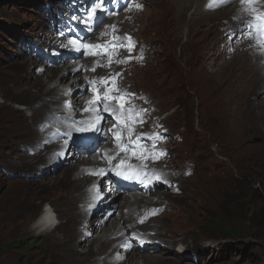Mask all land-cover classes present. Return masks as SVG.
Returning <instances> with one entry per match:
<instances>
[{
	"label": "rangeland",
	"instance_id": "374dc122",
	"mask_svg": "<svg viewBox=\"0 0 264 264\" xmlns=\"http://www.w3.org/2000/svg\"><path fill=\"white\" fill-rule=\"evenodd\" d=\"M89 2L92 0H0V264H105L104 260L115 254L127 256L121 264H143L144 256H150L146 260L148 264H264V86H259L262 89L259 95L250 96L252 100L256 98L259 101H251V108L246 110L247 105L236 102L212 101L204 87L213 73L202 75L204 63L212 56L211 51H219V47L221 50L229 45L227 53H231L232 42H243L253 54L248 39L237 29L241 24V34L245 33V26L249 24L237 21L240 14L236 6L240 2L224 0L222 6H217L213 0H133L131 4L130 0L125 4V0H113L108 10L105 3L106 14L109 10L117 11L115 7L121 8L118 13L107 14L102 27L97 26L94 30L95 37L99 38H92L93 33L89 37L92 36L95 42L117 34L115 41L122 40L123 43L113 51L115 66L106 60L108 67L101 69V63L92 59L84 67L91 74L78 79L67 72V67L75 59L67 57L70 60L67 62L62 57L57 62L60 67L55 79L58 81L28 85L36 74L46 81L48 73L45 68L49 59L36 55L38 42L49 43L53 52L56 51L54 56L60 55L68 45L71 47L69 40L79 39V35L73 37L69 28L70 17L85 19ZM168 2L172 3V8L167 6ZM261 3L256 0L255 6L260 7ZM75 4L77 9L69 16H61ZM128 4L130 8L126 10ZM184 7L185 11L180 15ZM220 8L223 9L216 15L205 16ZM60 29H65L67 34ZM128 37L133 42L131 51L126 44ZM82 41L86 43L88 40L85 37ZM223 56L219 55L217 60L225 62ZM77 60L84 59L78 57ZM120 60L126 62L117 63ZM130 61H135L134 66L127 65ZM207 65L210 66L209 63ZM263 66L264 60L256 74L257 85L262 84L259 73ZM111 76L120 81V92L128 91L124 108L134 109L133 113H126L132 126L128 135L123 136L127 137L126 142L133 141L137 151V141L144 134L152 148L148 162L154 165L152 167L162 168L160 174L152 167L150 171L158 177L168 172L172 176L183 174L184 179L180 182L165 179L168 181L166 184L145 194L159 192L155 205L148 209L152 210L142 219L139 218L142 215L140 208L134 212L132 224L124 232L129 236L127 239L108 249L101 247L100 242L95 243L93 253H77L82 243H93L96 235L101 233L94 229L78 231L75 228L78 223L85 227L84 219L91 210L84 208L92 207L86 200L90 198L92 187H88V181L93 179V172L78 175L70 171L76 166H70L71 162L86 158V149L79 150L69 142L75 147L69 152L67 141L65 146V142L57 143L59 148L54 149L51 156L42 148L57 142L48 141L56 134H52L53 130L62 128L70 131L65 124L68 119L72 127L80 126V121L72 120L75 115L84 121L93 119L84 111L89 104L82 103L79 110L74 106L79 104V97H90L91 92L85 88L89 79ZM56 84L75 89L66 95L61 91V99L38 101L35 98L33 105L44 108L35 119L30 111L12 98L32 96L40 88ZM170 97L172 101H169ZM66 103L71 109L66 108ZM221 103L235 109L234 124L224 120L219 111ZM102 106L103 103L99 108ZM80 110L83 113H78ZM57 113L62 120L54 118ZM49 114L56 122L52 118L47 119ZM103 118L101 122L105 127L113 121L108 114ZM47 121L45 128L43 123ZM105 129L96 133L103 139H98L100 143L105 141L101 150L106 145L121 149L107 139L109 135L105 134ZM104 135L105 138L102 137ZM94 144L97 153L100 150L97 149L98 142ZM63 147L67 149L63 153L65 157H57L62 155ZM112 156L106 157V160L111 158L110 164L117 158V164L125 159L117 153ZM59 162L62 163L54 174L46 173L44 176L46 169ZM149 163L141 162L140 165L143 168ZM84 178H89L84 194L74 204L77 189ZM125 195L131 197L123 194L117 200L109 198L107 205L101 208L106 213L104 226H108L113 217L120 226L124 225L119 218L121 211H125ZM45 201L56 210L57 223L59 220V226L63 227L50 235L30 232L44 210ZM80 212H85V215H78ZM222 222L229 224V231L238 237L229 233L225 235L223 230L227 229ZM134 224L149 229L147 232L153 233L152 236L177 239L171 253H162L168 250L165 245L157 250H142L136 258L132 256L133 246L142 243L134 235L138 234L132 230ZM68 227H71V244H66L63 239ZM85 234H91L89 241L83 240ZM121 236L119 234L117 239ZM181 240L187 241L188 245L184 253L178 251L181 248L178 241Z\"/></svg>",
	"mask_w": 264,
	"mask_h": 264
},
{
	"label": "bare ground",
	"instance_id": "6f19581e",
	"mask_svg": "<svg viewBox=\"0 0 264 264\" xmlns=\"http://www.w3.org/2000/svg\"><path fill=\"white\" fill-rule=\"evenodd\" d=\"M132 1L133 0H130L129 3L131 4ZM237 1L240 2L239 3L240 5L236 6V9L238 10V13L240 14V16H238V18H237V21H240V22L244 21L243 23L249 22L250 24H252L253 25V30H252V34L251 35L253 37L250 38V37H248V35H245L243 33L241 34V32L243 30V27L241 26V24H240V27L238 26L239 28H237V29L240 30V33H239L240 35H245L246 36V38L248 39V45L250 47H253L252 49H253L254 52H253V54H251L250 48L243 42H240V43L232 42L231 43V46H232L231 53L230 52L227 53V48L229 47V45L227 47H224L221 50H220V47H219V49H218L219 51H216V50L211 51L212 56L207 58L206 62L204 61L205 62L204 63L205 67L203 66L202 75H206V74L209 75V74L213 73V75L210 76L206 86L204 87L205 90L209 91V94L211 96L212 101H222L224 99V101L226 100V101H229V102H236V103L241 104V105H247L246 106V110H247V109L251 108V105L253 104V102H251V101H259L256 98H254V100H252L250 98V96L252 94L253 95H259L262 92L261 91L262 89H260L259 86H262V87L264 86L263 85L264 84V69H263L264 66L262 67V69H261V71L259 73V79L261 80L262 84L258 83V85H257V80H256L257 71L259 70V66L261 65V61L264 60V46H262L261 43H260L262 38L259 36L258 32L256 31L257 21H255L253 19V12L250 10V7H251V8H254L257 13H264V0H257L259 3L262 2L260 7H256L255 6V1L256 0H254V3L251 6L241 2L242 0H237ZM60 2H61V0H60ZM167 6L169 8H172V3L168 2ZM199 6H200V4H199ZM51 9L53 10L54 7H51ZM222 9L223 8H220L219 10H216L214 12L207 13V14H205V16L216 15ZM184 11H185V7L181 9L180 15H183ZM61 12H62V10L59 13L61 14ZM105 17H107V14L104 11V14H103L102 18H105ZM81 24H84V23L82 22ZM86 29H88V28L87 27H84V29L79 28V24L76 27H74V30L79 35V39H78L79 41H82V39L85 38V37L89 38L90 35H88L86 33ZM223 30H225V29H223ZM93 32H94V29H93ZM115 33H118V32L115 31ZM223 33H225V32H223ZM116 35L117 34H115V36L113 35V37H111L110 39H108V38L104 39L103 42L106 43V44H109L110 42L112 43L113 41L116 40V38H117ZM128 38H130V37H128ZM219 38H221V37L219 36ZM121 42L123 43L122 40H121ZM121 42L117 43V41H115V43L117 45H121ZM45 43L49 44L47 42H45ZM130 43H131V45L133 44V42L131 41V38H130V41H129V39L126 40L127 46ZM118 47L119 46H115V49L113 51L117 50ZM68 48H70V49H68L65 52L63 50H65L66 48L65 49L63 48L61 50L59 58L61 59L62 57H64L63 60H65L67 62L70 61L69 59H66V57H65L67 54H69L70 56L76 58L67 67V72H71L73 74V76H76L78 79H80L82 77H86L87 75L91 74V73L87 72L84 69V67H85V65L87 63H90L92 59H95L96 62H98V63L102 62V61H100V60H98L96 58H93V57H91L90 59H85L84 53H83L84 50L81 49V50L77 51V50L74 49L72 44H71V47H70V45H68ZM51 51H54V50L51 49ZM229 51H230V49H229ZM53 53H56V51L53 52ZM221 54H224L223 57L226 59L225 62H220V61L217 60V58ZM249 54H250V57H249ZM53 56H54V54H53ZM78 57H79V59L83 58L84 60L79 61V60H77ZM114 58H115V61L111 64V66L112 65L115 66L116 57H114ZM106 60H110V57L108 56V58H106L103 61H106ZM54 62H55V59L52 60V63H54ZM207 63H209L210 66H208ZM134 64H135V61H130L127 65L134 66ZM59 67H60V65L57 64V63H56V65L55 64H48V66L45 68L46 70H48L46 81L41 76H39V74H36L34 76L33 80L28 82V85H30V86H34V85H37V84L43 85V84H47V83H53L54 81H58V79H55V78H57V76H58ZM107 67H108V65H103L101 69H105ZM138 68H142V67L138 66ZM221 68H223V70H220ZM218 70H220V71H218ZM64 75H66V74H64ZM93 78H95V77H93ZM26 81H28V80H26ZM258 82H259V80H258ZM85 88L88 89V83L86 84ZM74 89H75V87H73V86H70V87L65 86V87L62 88L61 86L59 87V85L57 86V84H56L53 87H48L47 86L46 89H45V87L40 88V90H38V92L34 93L32 96H23L22 95V96H15V97L12 96V98L15 99V101H17L19 104L24 106V108L26 110L30 111L32 113L31 117L35 119V118L39 117V112L43 111V109H44L42 107L41 108L35 107L33 105L34 102H32V101H35V98H38V101H42V100H47L48 101L49 99L50 100H55L57 98L61 99V98H63V96L59 95V93L61 91H65L67 93V92L73 91ZM223 90H226L227 92L223 91ZM222 96H224V97H222ZM79 98H80V101H78L79 104L74 106L75 110L76 109L79 110L80 109V105L82 103L89 104L88 102L94 99L92 95H90V97L88 99L87 98L83 99L81 97H79ZM172 99L173 98L170 97L169 101H172ZM110 103L113 104L112 101H110ZM67 104L65 105L66 108L68 106ZM224 106H226V105L223 104V103L220 104V109H219L220 113L223 115L224 120L227 119L232 124H234L233 114L235 112V109H231V107L229 108V107H224ZM89 107H90V105H89ZM237 107H236V109H237ZM68 109H71V108L68 107ZM246 110L244 109V111H246ZM79 113H83V111L80 110ZM85 113L89 117H94L95 116V113H90V112H85ZM66 114H68L70 116H73V115H71V114H69L67 112H66ZM99 114L102 117H103V115H105V112L103 111V106L101 108H99ZM50 118H52L53 120H54V118H58L59 119L58 116L55 115V117L53 118L49 114L47 119H50ZM46 124H48V121L43 123L45 128L47 127ZM112 124H113V121L110 122V124L108 125V129H115L116 128ZM103 131L104 130L99 131L98 133H100V132L102 133ZM96 133H97V131H95V134ZM57 134L58 133L54 134V136L57 135ZM43 136L45 137L46 135H43ZM54 136L52 137L51 141H56ZM102 137L105 138L106 136L104 135ZM35 139H37V135H36ZM98 139H100V141L103 140L101 137H98ZM20 141L23 142L24 140L20 139ZM100 141L97 140L98 143H100ZM62 142L63 141L59 140L57 143L60 144ZM97 142H95V143H97ZM57 143L48 144L47 146H44L42 149H44L46 151H49L48 154L52 156L53 155V150L59 148ZM68 144H69V142H68ZM65 145H66V143H64V146ZM95 145L96 144H92L91 146H84L83 147V144H81L79 146V147H81L83 149H86V152L84 153L86 158L84 160L78 161L77 163L71 162L70 166L76 164V166L73 169H70L71 172L76 173L78 175H81L82 173H85V172L86 173H92V172L95 173V172H99V170L103 169L104 172L108 171L109 173L114 174L118 170L117 163L112 165V164L109 163V160H111V158L109 160H106V157H111L114 153L115 154L117 153V155L119 157L125 158L124 159L125 162L126 161H128L129 163H134L135 162L134 159H131V156L128 153H126L124 151L122 152L121 149H115L113 146L110 147V145H106L105 146L106 148H104L100 152L96 153L95 152L96 150L94 149ZM65 148L66 147H63L64 150H65ZM68 150H69V152H71V150H75V147L73 145L69 144ZM57 157L63 158V157H65V155L63 154V155L60 156L58 154ZM43 160L45 161V159H43ZM155 167H152L154 169V172L156 170L157 174H160L159 171L162 168H160L159 166L158 167L155 166ZM43 173H45L44 176H46V173L48 174V171H44ZM169 173L170 172L161 173V176H159V177H162L163 179H167V180L169 178L170 182H172V181L173 182H177V181L180 182L181 180L184 179L183 174L172 176L173 174L171 175ZM51 174H53V173H51ZM51 174H48V175H51ZM92 177L94 178L96 176H92ZM97 178H95L93 180V182ZM88 180H89V178L82 179V181L80 183V186L78 187L77 192H76L77 193V198L73 202L74 204L77 202L78 198H81L82 194H84V190L83 189L86 187ZM157 183H159V182L155 181L154 185H156ZM162 183L163 182L159 183L158 185H160ZM178 186H179V184H178ZM93 188H95V187H93ZM127 189L128 188L125 187V186L109 188L106 185V187H102V189H100V194L97 196V199L93 200V199L90 198L88 204L90 203L93 206L92 207L93 210H91L90 213H89V216L86 215L87 217L84 219V223H85L84 226L85 227L82 226V223H78V224H76L75 228L78 231L80 229H82V228L89 229V230L94 229L95 231H97V232L100 231L101 233L96 235V238H94L93 243H86L85 245L82 243L81 249L77 248V253L78 252H90V253H93L94 252L93 245L95 243L98 244L100 242L101 243V247H104V248L108 249V248L113 247L117 243H119L121 240L127 239L129 236H125L124 232L127 229H129L128 225L132 224L134 212L137 209L140 208V212L139 213L142 214L141 216H144L145 213L147 214V212L152 210V209H150V210H148V209L152 205H155V200H156V197L159 195V192H154V193H152L150 195H145L147 193H142V192H141L142 194H138L137 192H132V194L130 195L131 197H128L126 195L124 197V198H126L125 206H124L125 211H121V215L122 216L120 218H119V215L116 217V218H119L120 221L124 222V225L120 226L118 221L113 220L114 219V217H113V218H111L110 223L108 224V226H104V224L107 221V219L105 217H103V216H105L106 213H104V210H101V208L103 206L107 205L106 201L109 198L105 199V197L107 196L108 192H113V196H111V197H114L115 200H117L119 197H121V196L123 197V194H124V192ZM91 190H92V188H91ZM96 190L97 189H95V191ZM73 203H71L70 205L73 206ZM84 210H85V208H84ZM95 212H98V213H95ZM162 213H164V211ZM161 214H159V215H161ZM78 215L83 216V215H85V212H80V213H78ZM94 217H96V218H94ZM54 220H55V214L53 216H50V214L48 215L47 211L44 210L41 213V215L39 216V218L34 222L33 228L30 229V232H34V233L36 232V233H39V234H42V235L45 234V233L46 234H49V233L54 234L53 233L54 231H56L57 229L63 227L62 225L59 226L60 223L55 225V227H53ZM150 220H152V219H150ZM147 223H145V224H147ZM137 228H139L140 230L138 231ZM70 229H71V227H68L66 229V232L64 233L65 237L63 239H64L66 244H71V241H73L72 233L70 232ZM46 230H48V231H46ZM132 230L137 232L138 236L142 240V243L140 245H139V243H136L133 246V248H132V251H134V254L132 256H135V258L142 250H148L149 248H152V249L154 248L155 250H157L159 247L162 248V246H165V245L167 246L168 250H165L162 253H166V252L167 253H171L170 251H172V245L177 241V239L175 240V239H172L171 237L168 238L166 236L165 237L152 236L153 233L151 235L149 232H147L149 229H145L143 226H139V224L138 225L134 224ZM89 233L92 234V232H89ZM119 234H121L122 236L119 239H117ZM87 235H89V234H85L84 235L83 240H88L89 241L90 235L88 237H87ZM186 242H185V240L178 241V247H181V248H178L179 249L178 251H180L181 253L186 252V249L188 248V245L186 244ZM125 246H127V244ZM148 246H150V247H148ZM66 247H68V246H66ZM146 247H147V249H146ZM126 257L123 256L122 254H119V256H117L115 254V255L109 256L107 259L104 260V262H105V264H121V263H124L127 260ZM147 259H150V256H144L143 264H148V262H146Z\"/></svg>",
	"mask_w": 264,
	"mask_h": 264
},
{
	"label": "clouds",
	"instance_id": "9594fccd",
	"mask_svg": "<svg viewBox=\"0 0 264 264\" xmlns=\"http://www.w3.org/2000/svg\"><path fill=\"white\" fill-rule=\"evenodd\" d=\"M48 1H50V0H48ZM80 2L78 1V3H80ZM126 2L127 1H125L124 4ZM105 3H107L108 8L111 7V3H108L106 0H105ZM124 4H122L121 6H123ZM89 5H91L90 2L88 3L87 7ZM87 7H86V9H87ZM115 8L117 11H119L121 7L119 9H118V7H115ZM127 8H130L129 4H128V7H126L125 9L127 10ZM75 9H77L76 4L72 5L70 7V9L68 10V12L64 13L61 16L62 17L63 16H69L70 13L72 11H74ZM82 11H84V10H82ZM117 11H113V12H117ZM79 20H80V22H79ZM70 21H71V23L69 25V28L73 31L72 35L74 37V35L77 34V32L74 30V27H76L79 24V28L84 29V28H82V26H84L85 24H81L83 21L81 19H74V18L70 17ZM103 21H105V18H103ZM63 26L67 27L65 24ZM100 27H102V24L100 25ZM60 30H61V32H64L67 34V31L65 29H60ZM86 33L88 35H91L93 33L92 34L93 37L91 36L92 38H99V36L95 37L96 34H95V32H93V29H91V30L86 29ZM91 37H89L90 39L86 38L89 41V42L87 41L86 43L90 44V45H97L99 47L91 49V50L83 49L85 59H86V57L96 58V59L102 61L101 64L99 65L102 67L103 65H107V62L103 61V60L108 58V56H109L111 63L109 62L108 64L111 65L115 61L114 52H113V50L115 49V46L107 47V45H110L111 42L109 44H106L101 40L93 42ZM69 41H71V40H69ZM81 42H83V41H81ZM61 47H63V44ZM51 49H53V48H50L49 44L38 42L37 49H36V55L37 56H45L49 59V61H48L49 64H55L59 61V56H58L59 54L57 56H53V51H51ZM68 49H70V48H66L63 51L65 52ZM58 50H60V49H58ZM65 57L67 58V57H72V56L67 54ZM72 58L76 59L75 57H72ZM54 59H57V60L54 63H52V60H54ZM110 60H107V61H110ZM119 76H121V75L119 74ZM119 82L120 81L115 79L113 76L106 77V78H92V79H89V81H88V89L91 92V95L93 94V98L95 97V95L97 93H99L102 95L106 94V95H111V96H124L125 94H127V99H128V97H129L128 91L123 90L122 92H120L121 90H120ZM109 89H111V91H109ZM67 93H69V92H67ZM67 93H65V95ZM112 102H113V104H111L110 101H106V103H109L111 105V107L109 108V112H107V113L105 112V115L108 114L111 116V118L113 120L112 125L116 128L114 130H109V132H108V125L105 127V125L102 123L103 120L101 122L102 124L99 125V127L101 130L103 128H107V129H105V134L109 135V136H107V139L113 141L112 144L114 146L116 145V147H121V149H124V150H122V152L124 151V152L128 153L131 156V159H134L135 162L129 163L128 161H126L124 169H119L123 174H117V172L114 174H111L108 171L104 172L103 174H98V175L93 174V176H96V177H94L93 179H90L88 181V184H89L88 187L90 185L92 186L90 198L93 200L97 199V196L100 194V189H102V187H106V185L109 188L125 186L128 189L124 192V194L131 195L132 192H137L138 194L149 193V192H151V190L156 189L158 186L162 187V185L166 184V182H167L162 177H158L156 174H153L150 171L151 167L154 166L152 163L148 162V160L150 159V154H151L152 148H151L150 141L148 140V138L144 134L142 135L143 137H141V139H139V141H137V151H136V146L133 143V141L126 142L127 137H123V136L128 135V132L132 129L129 118L126 116L127 111L120 109L118 101L113 100ZM67 107H69V106H67ZM117 115L120 116V120H118L116 118ZM56 116H58V113ZM75 119H77L76 121H80V122L84 121L83 118H81L80 116H77V115H75V118L72 120H75ZM60 120H62V119H60ZM68 120L65 124L69 127L70 131H64V129H62V128H57V129L52 131V134L58 133L57 135L54 136V138L56 139L57 142L59 140H62L63 142L68 141V142H72L74 145H76L78 147L81 144H83V146H91L92 144L97 142L98 135L95 134V131H91V130L76 131L75 129L77 127H80V126L72 127L71 122H69ZM121 121H126V123H121ZM122 130H123V132H122ZM117 132H119V135L121 138L119 142L115 138V133H117ZM134 132H136V131H134ZM62 137H64V139H61ZM51 140H49V143ZM104 144H105V141H104V143H98L97 149L100 148V150H101V148L104 146ZM66 147H69V145L67 144ZM66 150L67 149L65 148V150L62 151V155ZM79 150H84V149L79 147ZM100 150H98V152ZM137 156H138V158H137ZM112 157H114V156H112ZM117 161H118V159L116 161L115 160L112 161V165H114ZM120 161L121 160H119V162L117 164L118 166L120 164ZM141 162L144 164L147 162L149 164L147 167L144 166L142 168L140 165ZM60 164H61V162L58 165H53L51 167V169H48V170L46 169V171H48V174H51V173L54 174L58 170ZM128 166H131V168H129ZM95 173H99V172H95ZM126 177H128V178H126ZM95 178H97V179L93 182V180ZM155 181H158L159 183H161V182H163V183L160 185H158L159 183L154 185ZM93 187H95V188H93ZM95 189H98V191L97 190L95 191ZM109 193L111 194V196H113V192H108V194ZM110 197L106 196L105 199L110 198ZM90 198H89V200H90ZM111 198H113L115 200L114 197H111ZM89 200L88 201L86 200V202H89ZM89 204H87V205H89ZM43 207H44V210L47 211L48 215L50 214V216H53L55 214V220H54L53 227H55V225L59 224L60 223L59 220H58L59 223H57V217L58 216L56 214V210L53 209L51 203H48L47 201H45ZM92 207L91 208L87 207V208H85V210L86 209L93 210ZM142 217L143 216H141L140 219H142ZM134 235H136L137 240L142 242V240L140 239L138 234L135 233ZM132 239H135V238L132 237Z\"/></svg>",
	"mask_w": 264,
	"mask_h": 264
},
{
	"label": "snow or ice",
	"instance_id": "6c2138e0",
	"mask_svg": "<svg viewBox=\"0 0 264 264\" xmlns=\"http://www.w3.org/2000/svg\"><path fill=\"white\" fill-rule=\"evenodd\" d=\"M107 2L112 3L113 0H107ZM242 2L251 6L254 3V0H242ZM213 3L216 4L217 6H222L223 0H213ZM104 4H105V0H92V4L87 12V15L85 19L82 21L89 30H91V26L94 20L96 22L100 21V17L97 16V10L98 9L101 10V14L103 15L104 14ZM250 10L253 12V19L257 21L256 31L258 32L259 36L262 38L260 43L262 46H264V13H257L256 10L251 7H250ZM107 14H115V13L109 10ZM245 28H246V32L243 34L250 36L252 34L253 25L250 23L246 24ZM128 39L130 41V38ZM70 43L72 44L74 49L77 51L81 49L91 50V49L99 47L97 45H90V44L81 42L78 39H73L70 41ZM112 46H122V45H117L115 41H113L110 45H107V47H112ZM129 50L131 51V43L129 44ZM109 62L111 63V60ZM124 62L126 61H123V60L117 61V63H124ZM92 70L94 71L95 69H92ZM109 91H111V89H109ZM113 100L119 102V106L121 110L128 111L129 113L134 112V109L124 108V105L127 102V94H125L124 96H111V95H106V94L102 95V94L97 93L94 99L88 102L90 107L84 108V111L95 113V116L91 120L81 122L80 127H77L75 130L76 131L91 130V131L99 132L101 130L99 125L101 124V121L103 120V117L99 114V107L103 103V111L107 113L109 112V108L111 107V105L109 103H106V101H113ZM141 111H144V110H141ZM136 115H138V113H136ZM116 118L120 120L119 115H117ZM121 123H126V121H121ZM115 138L118 142L120 141L121 138H120L119 132L115 133ZM65 143H67V141H65ZM121 150H124V149H121ZM162 154L163 153H161V155ZM124 167H125V161L121 160L118 166L117 174H123L119 169H124ZM128 167L131 168V166H128ZM103 173H104V170L101 169L99 170V173H93V174H103Z\"/></svg>",
	"mask_w": 264,
	"mask_h": 264
},
{
	"label": "trees",
	"instance_id": "16d2710c",
	"mask_svg": "<svg viewBox=\"0 0 264 264\" xmlns=\"http://www.w3.org/2000/svg\"><path fill=\"white\" fill-rule=\"evenodd\" d=\"M221 224H223L222 226H224L226 229H227V231L226 230H223V232H224V234L226 235V234H228L229 233V235L230 236H236V237H238V235L237 234H234V233H231L230 231H229V228H230V225L229 224H225V223H221ZM226 232V233H225ZM240 237V236H239Z\"/></svg>",
	"mask_w": 264,
	"mask_h": 264
}]
</instances>
